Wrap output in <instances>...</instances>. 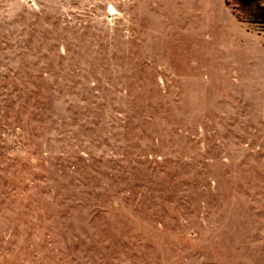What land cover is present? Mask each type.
<instances>
[{"label":"rangeland","instance_id":"374dc122","mask_svg":"<svg viewBox=\"0 0 264 264\" xmlns=\"http://www.w3.org/2000/svg\"><path fill=\"white\" fill-rule=\"evenodd\" d=\"M0 264H264V0H0Z\"/></svg>","mask_w":264,"mask_h":264},{"label":"water","instance_id":"95a60500","mask_svg":"<svg viewBox=\"0 0 264 264\" xmlns=\"http://www.w3.org/2000/svg\"><path fill=\"white\" fill-rule=\"evenodd\" d=\"M244 1V0H243ZM251 1V0H250Z\"/></svg>","mask_w":264,"mask_h":264}]
</instances>
